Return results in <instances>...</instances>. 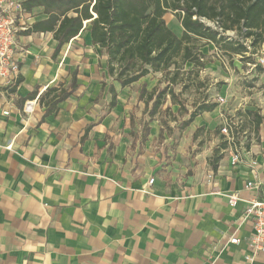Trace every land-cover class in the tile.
<instances>
[{
	"label": "crops",
	"instance_id": "crops-1",
	"mask_svg": "<svg viewBox=\"0 0 264 264\" xmlns=\"http://www.w3.org/2000/svg\"><path fill=\"white\" fill-rule=\"evenodd\" d=\"M36 20L31 14L30 23ZM176 28L180 33L179 22ZM55 47L51 33H18L17 81L0 88V264H264V253L245 260L251 225L242 221L243 201L254 193L244 186L264 182V123L256 131L244 125L245 110L263 118L264 110L246 105L247 89L238 119L221 123L239 124V131L213 170L217 146L197 149L191 129L172 151L164 144L152 150L156 126L140 142L142 129L127 114L135 83L122 88L108 75L87 30L53 56ZM258 53L264 58V42L251 56ZM259 66L257 98L264 91ZM72 77V94L46 113L40 96L69 90ZM28 101L35 102L31 112ZM235 151L239 162L231 165ZM230 193L240 199L233 208ZM232 236L237 245L227 243Z\"/></svg>",
	"mask_w": 264,
	"mask_h": 264
},
{
	"label": "trees",
	"instance_id": "trees-1",
	"mask_svg": "<svg viewBox=\"0 0 264 264\" xmlns=\"http://www.w3.org/2000/svg\"><path fill=\"white\" fill-rule=\"evenodd\" d=\"M28 13L40 10L41 18L32 23L26 35L51 33L56 47L53 56L75 38L87 30L92 45H96L106 56L108 75L122 88L128 87L150 73L165 72L171 66L175 70L180 65L199 64L200 55L194 53L190 45L193 40H205L226 53H233L244 59L246 54L257 53L264 42V0H21ZM172 13L181 27L178 37L170 30L164 16ZM217 22L223 31H234L236 38L220 35L205 26L200 20ZM86 23V29L84 24ZM249 41L248 46L244 45ZM252 49L250 51L249 49ZM252 61V60H251ZM256 64L254 61L245 62ZM255 68H260L256 65ZM75 88L72 81L68 89L51 88L40 96L39 102L46 107V113L57 110V104L68 98ZM172 104L176 97L168 87L159 92H146L143 85L138 100L144 104V111L151 122L163 105L166 96ZM34 94L29 95L32 98ZM112 93L110 106H114ZM150 104V107H149ZM213 104H203L191 112L179 124L183 130L201 113H209ZM166 110H168L166 108ZM256 131L264 118L254 111L246 112ZM241 126V125H240ZM239 124L232 128L235 137ZM148 125L142 128L140 142L148 136ZM228 147L222 142L213 151L211 168L216 170L221 159V151Z\"/></svg>",
	"mask_w": 264,
	"mask_h": 264
},
{
	"label": "rangeland",
	"instance_id": "rangeland-1",
	"mask_svg": "<svg viewBox=\"0 0 264 264\" xmlns=\"http://www.w3.org/2000/svg\"><path fill=\"white\" fill-rule=\"evenodd\" d=\"M31 14L36 19L41 18L40 10H34ZM164 21L170 30L176 35L178 34V37L181 35V32L179 33L176 28L178 21L172 13L168 12L164 16ZM190 45L193 47L194 53L201 57L199 64L184 63L180 65V61L177 59L179 66L177 70L171 66L165 72L150 73L128 89L130 98L133 100L127 114L133 129H139L141 132L142 126L149 123L150 129L156 126L160 130V135L152 144V150L163 144L171 151L174 150L184 135L186 138L189 137L190 129L192 131L191 141L197 149L218 146L222 138L220 129L223 120H237L236 113L242 110V106L238 105L242 89H247L245 94L248 97L246 104L248 107H253V110L258 112L264 110V91L261 93V97L257 98L260 95L259 90L263 87L258 86L255 78H252L259 69L251 68L245 64V62L257 61L261 56L259 53L257 57L245 56L244 59H240L233 53L224 52L221 46H216L205 40L196 39ZM249 50L252 51V49ZM143 85H145L147 93L152 90L159 92L168 87L169 91L176 96L174 98L176 104L171 103L169 95L166 96L163 105L160 106L154 119L150 122L144 111L143 103L136 102L134 104ZM218 97H222L225 103L219 104ZM203 104H213L214 109L209 113L198 115L193 120L197 124L194 128L189 125L181 130L178 127L180 122L186 120L191 112ZM248 111L250 109L245 110V113ZM251 120L252 117H249L244 122L248 129ZM164 141L165 143H163ZM170 158V156L166 157L168 163L171 162Z\"/></svg>",
	"mask_w": 264,
	"mask_h": 264
},
{
	"label": "built area",
	"instance_id": "built-area-1",
	"mask_svg": "<svg viewBox=\"0 0 264 264\" xmlns=\"http://www.w3.org/2000/svg\"><path fill=\"white\" fill-rule=\"evenodd\" d=\"M31 20V14L28 13L21 0H0V88L14 87L18 77V65L14 58V50L16 47V36L18 33L27 31ZM208 28L217 31L220 35L236 38L234 31H223L217 22L200 20ZM256 65H264V58H259L256 64L250 65L255 68ZM217 102L223 104V98L218 97ZM35 102L28 101L24 105L25 112H31ZM6 114V113H4ZM237 124L226 121L220 129V133L225 137L227 143H233L234 136L232 128ZM239 162V153L235 151L230 159L231 165H236ZM251 167L256 166V162L250 163ZM148 183L151 185L153 179ZM247 191L254 193L248 200H244V210L242 213V221L249 222L251 225V234L248 238L247 249L248 254L245 260L249 263L254 261L255 257L264 253V182H247L244 186ZM227 204L233 208L240 201L236 193L226 195ZM229 245H237L239 239L235 236L229 237L227 240Z\"/></svg>",
	"mask_w": 264,
	"mask_h": 264
}]
</instances>
